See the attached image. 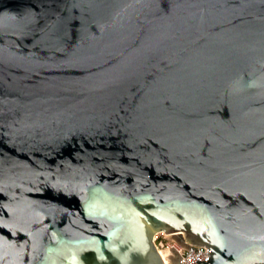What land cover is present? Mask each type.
<instances>
[{"label": "water", "instance_id": "95a60500", "mask_svg": "<svg viewBox=\"0 0 264 264\" xmlns=\"http://www.w3.org/2000/svg\"><path fill=\"white\" fill-rule=\"evenodd\" d=\"M264 264V0H0V264Z\"/></svg>", "mask_w": 264, "mask_h": 264}, {"label": "built area", "instance_id": "2783aa9c", "mask_svg": "<svg viewBox=\"0 0 264 264\" xmlns=\"http://www.w3.org/2000/svg\"><path fill=\"white\" fill-rule=\"evenodd\" d=\"M182 234L183 232L165 233L157 232L153 237V242L159 252L164 264H197L206 262L210 253L207 246L191 244L189 249H186L167 235Z\"/></svg>", "mask_w": 264, "mask_h": 264}]
</instances>
